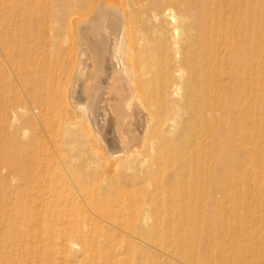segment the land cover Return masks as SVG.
<instances>
[{"label": "bare ground", "instance_id": "1", "mask_svg": "<svg viewBox=\"0 0 264 264\" xmlns=\"http://www.w3.org/2000/svg\"><path fill=\"white\" fill-rule=\"evenodd\" d=\"M263 61L264 0H0L19 240L53 264H264V205L236 191L264 164Z\"/></svg>", "mask_w": 264, "mask_h": 264}, {"label": "rangeland", "instance_id": "2", "mask_svg": "<svg viewBox=\"0 0 264 264\" xmlns=\"http://www.w3.org/2000/svg\"><path fill=\"white\" fill-rule=\"evenodd\" d=\"M221 5L223 7L224 3H222ZM261 88H262L261 86L258 87L259 91L247 89V98H254V95L260 94L262 95V102L264 105V90L262 91ZM261 121H263L264 123V111H262V109H261ZM108 137H109L108 140H111V134H108ZM258 142H260V145L258 146L260 147L261 151L262 150L264 151V139ZM256 173H260L259 175H262V178L260 177L261 179L260 178L258 179L257 175H255ZM251 175H252L250 178L251 184L248 186L246 185L238 186L236 187V191L247 188V192H249L248 195L249 198L246 202V206H256L260 204L264 205V196L259 195L262 186L264 187V164L260 165L259 168H256V170ZM6 205H9L10 207ZM13 207L14 204L5 203L3 201L2 196L0 195V264H11V262L13 263V257H22L21 264H53L60 257L57 258L55 256L52 258V256H49L45 260L46 255H50V252H46L45 253L46 255L43 256V253L40 251L42 248H40V244L36 241V239L34 240V238L32 237H24V238L22 237L19 240V238L23 236L25 232L19 225L11 226L8 222L10 218H13L15 216L14 212H12ZM16 221L18 220L16 219ZM254 221L264 226V219H262L261 217L251 216L248 218V222L254 223ZM112 239H115V241L118 240V242L122 240V238H120L117 235L115 236L111 235L108 237V241H111ZM18 240L20 242H18ZM96 247L98 248L99 246L96 244ZM32 248L34 249V251H32ZM255 248L257 252H261L263 249L262 242L256 243ZM82 251H83V247H80L79 250L80 253H72V254L74 256L76 255L80 257L83 255ZM121 252L122 251L119 250V253ZM125 257L126 256L124 255L118 254L114 262L117 260H124ZM74 262H72V264H77L76 262L75 263Z\"/></svg>", "mask_w": 264, "mask_h": 264}]
</instances>
